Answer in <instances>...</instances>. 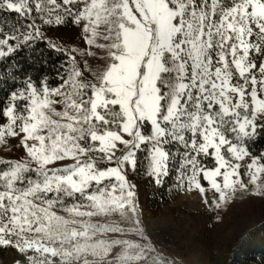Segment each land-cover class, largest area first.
Returning a JSON list of instances; mask_svg holds the SVG:
<instances>
[{"label":"snow or ice","instance_id":"1","mask_svg":"<svg viewBox=\"0 0 264 264\" xmlns=\"http://www.w3.org/2000/svg\"><path fill=\"white\" fill-rule=\"evenodd\" d=\"M0 61L39 44L66 63L20 72L0 101V246L14 264H211L153 238L136 172L224 223L264 200V0H0ZM75 27V39L51 35ZM35 59V57H33ZM22 76L20 79L17 75ZM211 193V196H209Z\"/></svg>","mask_w":264,"mask_h":264},{"label":"rangeland","instance_id":"2","mask_svg":"<svg viewBox=\"0 0 264 264\" xmlns=\"http://www.w3.org/2000/svg\"><path fill=\"white\" fill-rule=\"evenodd\" d=\"M75 32L73 26L71 30L54 31L51 35L68 41L70 38L75 39ZM0 154L16 158L22 153L15 150L14 155ZM131 173L132 171H129V183L136 185L135 201L139 204L143 220L153 238L173 252L180 253L187 261L225 264L224 257L235 241L241 238L246 230L264 222V200L260 198L245 197L237 201L236 205L227 210L224 223L216 225L214 219H209L195 193L189 196L177 187L169 194L170 207L162 208L161 214L154 218L149 209V200L158 195L160 185L150 183L148 179L136 180ZM172 174L175 175L177 183L178 174L174 171ZM257 264H264V259H260Z\"/></svg>","mask_w":264,"mask_h":264},{"label":"trees","instance_id":"3","mask_svg":"<svg viewBox=\"0 0 264 264\" xmlns=\"http://www.w3.org/2000/svg\"><path fill=\"white\" fill-rule=\"evenodd\" d=\"M7 19L12 24H18L19 21L14 13L0 11V20ZM73 26L67 24L61 30H71ZM35 57V59L33 58ZM15 64L20 72H26L36 79L47 76L49 83L53 84L58 80L57 73L62 71L61 65L66 63V59L62 53L50 51L46 45L39 44L35 53L25 52L13 60L0 61V101L6 99V94L13 86L11 79H3L6 75L5 70L10 64ZM19 76V73H17ZM23 79L22 76H19ZM253 151L264 150V142L253 146ZM144 156L138 159V167L136 172H132L131 176L136 180H147L144 174ZM175 175L172 174L165 178V182L158 188V195L150 198L149 209L154 218L161 214L162 208H169V194L176 190ZM211 196V195H209ZM191 214V213H190ZM19 258V254L11 247L0 246V264H14ZM260 259H264V222L258 226L248 229L244 235L235 241L228 254L224 257L225 264H257Z\"/></svg>","mask_w":264,"mask_h":264}]
</instances>
